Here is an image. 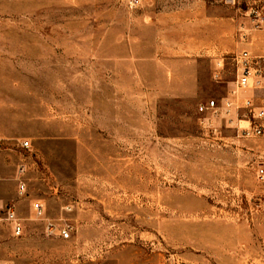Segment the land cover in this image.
<instances>
[{"label": "rangeland", "instance_id": "obj_1", "mask_svg": "<svg viewBox=\"0 0 264 264\" xmlns=\"http://www.w3.org/2000/svg\"><path fill=\"white\" fill-rule=\"evenodd\" d=\"M139 12L127 0H0V137L29 144L53 218L72 229L54 236L58 250L11 264H264V138L238 134L243 111L218 117L217 135L197 113L228 97L236 68L201 62L194 82L111 73L106 46L137 36ZM253 95L264 90L240 92Z\"/></svg>", "mask_w": 264, "mask_h": 264}, {"label": "crops", "instance_id": "obj_2", "mask_svg": "<svg viewBox=\"0 0 264 264\" xmlns=\"http://www.w3.org/2000/svg\"><path fill=\"white\" fill-rule=\"evenodd\" d=\"M217 4L207 0H144L139 8L137 36H131V33L126 36L123 30L117 38L120 48H111L108 43L106 67L111 73L115 66L134 67L138 75L144 74L145 77L140 78L144 81L173 82L186 75L185 80L194 82L198 80L197 66L201 62L210 74L226 55L242 50L264 55V31L249 29L246 40H240L237 34L240 18ZM147 73L153 78H146ZM22 150L21 145L4 140L0 152V264H11L14 259L28 257L29 252L52 253L61 244L56 237L48 238L45 223L36 219L33 209L35 201H41L46 207V216L55 219L58 199L51 196L53 193L47 190L44 179L32 171ZM22 164L26 167L23 178L18 175ZM22 181L26 184L25 194L19 190ZM9 212H14L22 225L23 232L19 237L6 220ZM22 243L33 246L19 249L18 244Z\"/></svg>", "mask_w": 264, "mask_h": 264}, {"label": "built area", "instance_id": "obj_3", "mask_svg": "<svg viewBox=\"0 0 264 264\" xmlns=\"http://www.w3.org/2000/svg\"><path fill=\"white\" fill-rule=\"evenodd\" d=\"M156 1V0H154ZM218 3L231 11H235L241 20L237 28L240 40L247 38L246 31H264V0H207ZM144 0H127L130 9H139ZM248 25V28H247ZM227 61H231L236 68V81L228 97L219 104L216 100H210L197 107V113L203 117L200 125L213 135H217L216 121L218 117L227 120L233 112L243 111V119L238 120V134L245 139L264 138V97L256 98L255 95L241 99V91L264 90V55H254L248 50H242L232 57H222L218 63L217 70H224ZM220 73L216 74L219 76ZM247 97V96H246ZM242 101V105H238ZM229 120V119H228ZM242 123L244 125H242ZM4 139L0 137V152L2 151ZM29 144L23 143L27 148ZM26 173V167L22 164L18 168V175L22 178ZM21 194L26 192V184L22 181L19 186ZM35 217L38 221L45 223V233L48 237L58 236L62 240L71 237V227L64 223L63 218L52 219L46 216V207L41 201L33 204ZM6 220L10 222L17 237L22 235V225L14 212H9Z\"/></svg>", "mask_w": 264, "mask_h": 264}]
</instances>
